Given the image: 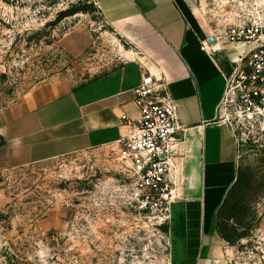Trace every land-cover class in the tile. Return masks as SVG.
Listing matches in <instances>:
<instances>
[{
	"label": "rangeland",
	"instance_id": "rangeland-1",
	"mask_svg": "<svg viewBox=\"0 0 264 264\" xmlns=\"http://www.w3.org/2000/svg\"><path fill=\"white\" fill-rule=\"evenodd\" d=\"M190 1L209 34L264 21V0ZM81 28L94 44L74 56L62 41ZM260 43L264 33L241 53L243 44L220 41L229 79L220 116L234 133L238 164L215 220L235 248L229 264H264V80H250L248 57H240ZM129 49L95 0H0V126L45 80L80 86ZM244 83L261 91L251 111L240 102ZM117 153L106 146L0 171V264H170L168 224L131 200Z\"/></svg>",
	"mask_w": 264,
	"mask_h": 264
},
{
	"label": "crops",
	"instance_id": "crops-1",
	"mask_svg": "<svg viewBox=\"0 0 264 264\" xmlns=\"http://www.w3.org/2000/svg\"><path fill=\"white\" fill-rule=\"evenodd\" d=\"M95 1L128 57L77 87L51 78L33 88L0 126V171L115 145L128 132L122 116L139 117L134 89L151 73L167 83L183 126L185 196L171 208L170 264H229L235 248L215 226L238 181L235 136L220 116L229 81L222 45L209 44L190 0ZM62 42L79 56L94 38L81 28Z\"/></svg>",
	"mask_w": 264,
	"mask_h": 264
},
{
	"label": "built area",
	"instance_id": "built-area-1",
	"mask_svg": "<svg viewBox=\"0 0 264 264\" xmlns=\"http://www.w3.org/2000/svg\"><path fill=\"white\" fill-rule=\"evenodd\" d=\"M263 33L264 21L259 19L250 25L230 26L223 34H213V37L216 44L224 39L232 45L247 47L261 42ZM240 57L242 60L248 57L250 80H264V43L250 48ZM243 85L240 102L251 111L261 91L254 85ZM134 93L139 117L122 116L128 132L113 146L118 150L121 170L127 173L131 200L147 216L169 224L173 204L185 196V155L179 139L183 126L177 105L162 78L144 74Z\"/></svg>",
	"mask_w": 264,
	"mask_h": 264
},
{
	"label": "water",
	"instance_id": "water-1",
	"mask_svg": "<svg viewBox=\"0 0 264 264\" xmlns=\"http://www.w3.org/2000/svg\"><path fill=\"white\" fill-rule=\"evenodd\" d=\"M209 44L214 45L216 43L215 38L212 36L208 39Z\"/></svg>",
	"mask_w": 264,
	"mask_h": 264
},
{
	"label": "bare ground",
	"instance_id": "bare-ground-1",
	"mask_svg": "<svg viewBox=\"0 0 264 264\" xmlns=\"http://www.w3.org/2000/svg\"><path fill=\"white\" fill-rule=\"evenodd\" d=\"M131 55H132V54H131ZM133 55H134V54H133ZM133 55H132V56H133Z\"/></svg>",
	"mask_w": 264,
	"mask_h": 264
}]
</instances>
